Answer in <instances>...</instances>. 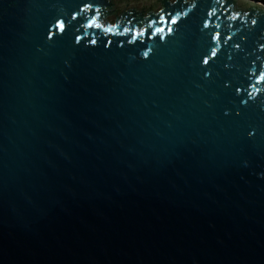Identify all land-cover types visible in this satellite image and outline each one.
Segmentation results:
<instances>
[{"label": "water", "instance_id": "water-1", "mask_svg": "<svg viewBox=\"0 0 264 264\" xmlns=\"http://www.w3.org/2000/svg\"><path fill=\"white\" fill-rule=\"evenodd\" d=\"M0 264H264V0H0Z\"/></svg>", "mask_w": 264, "mask_h": 264}, {"label": "snow or ice", "instance_id": "snow-or-ice-1", "mask_svg": "<svg viewBox=\"0 0 264 264\" xmlns=\"http://www.w3.org/2000/svg\"><path fill=\"white\" fill-rule=\"evenodd\" d=\"M61 27H62V25H61Z\"/></svg>", "mask_w": 264, "mask_h": 264}]
</instances>
